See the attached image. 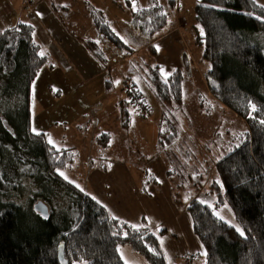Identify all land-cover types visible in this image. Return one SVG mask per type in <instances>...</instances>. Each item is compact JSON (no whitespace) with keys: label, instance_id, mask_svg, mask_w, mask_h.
Wrapping results in <instances>:
<instances>
[{"label":"trees","instance_id":"obj_1","mask_svg":"<svg viewBox=\"0 0 264 264\" xmlns=\"http://www.w3.org/2000/svg\"><path fill=\"white\" fill-rule=\"evenodd\" d=\"M168 2L172 8L174 1ZM131 17V26L140 32L146 47L153 52V38H159L169 26L163 8L150 3V7L135 10ZM92 18L100 35L119 50H126L112 33L104 14L95 7H92ZM193 18L201 31H196V42L204 45L203 58L210 65L204 79L208 90L242 118L248 128L241 144L215 164L216 179L208 188L215 206L230 209L243 235L197 199L189 201L186 210L205 250L204 264H264V94L260 92L264 87V43L261 35H257L264 33V8L253 0H201L194 7ZM33 31L31 25L21 24L0 32V81L6 87L17 85L12 90L5 88L0 97V264H58L59 245H63L69 264H125L117 251L124 245L147 264H166L158 238L150 229H133L113 219L98 201L76 191L58 176L56 171L72 162L70 150H55L43 134L28 133L29 88L45 60L33 39ZM85 43L94 57L105 61L96 42ZM185 57L183 53L182 60H186ZM239 71L254 84L247 83L245 77L241 79ZM147 77L153 96L162 106L157 141L162 144L168 140L172 144L176 136L170 133V129L173 132L175 129L169 115L173 117L172 111L182 108V74L176 69L164 77L156 67L148 68ZM126 83L127 93L132 97L131 102L119 103L123 130L130 126L128 104L140 107L141 117L149 111L144 107L142 95L134 90L135 86ZM11 98L16 101L20 98L22 102L21 126L6 110ZM12 128L24 133L26 142L35 146L36 154L42 159L35 168L42 170L53 185L57 183L76 196L73 203L77 215H73L76 217L73 224L69 223L70 215L61 221L56 218L55 222L54 217L43 219L30 209L31 216L23 214L22 208L9 200L21 187L18 173L13 169L21 170L25 165L20 156L14 154L15 165L8 163L6 150L9 153L8 148L13 146L20 151V142L16 143L11 137ZM22 144L25 146V142ZM23 217L34 220L39 226L35 237L22 233ZM193 260L189 256L186 264H192Z\"/></svg>","mask_w":264,"mask_h":264},{"label":"rangeland","instance_id":"obj_2","mask_svg":"<svg viewBox=\"0 0 264 264\" xmlns=\"http://www.w3.org/2000/svg\"><path fill=\"white\" fill-rule=\"evenodd\" d=\"M49 1L60 2L63 5L65 2H67L65 4H76L73 5L69 17L75 21L78 28L81 26L80 19L87 20L81 10L80 2H86L84 5L91 9L99 6L107 15V21L110 22L111 30H113L112 33L128 49L123 50L127 51V58L134 53L135 56L129 67L132 73L126 75L125 78L117 66L113 65L111 74L107 75V72L104 71L100 76L94 77L85 84L81 82L78 74L65 72L61 63L56 61V56L54 57L51 50L42 44L40 54L45 57V60L29 88L28 133L35 135L48 133L46 142L55 150L71 151L72 162L57 170L56 173L63 181L83 194L88 183L87 176L96 168L95 166L100 165L102 166L100 168L104 170L111 163L122 160L128 164L129 161H132L136 165L146 166L148 160L152 161L155 158V161H160L162 159L166 164L167 171L164 178H166V187L174 210L166 209L164 213L157 216H154L153 212V216L135 225L141 224L146 228L153 223L156 229H151V231L158 238L166 264L187 263L181 257L187 239L188 249L194 250L188 254H194L195 261L192 264H204L205 250L201 248L202 244L194 233L193 222L185 209V203L195 195L199 188L203 187L204 183L207 184L208 190L211 182L216 179L215 164L241 144L248 128L242 118L212 96L205 83L204 79L210 70V65L203 58L204 45L196 42V31L200 30L193 18L194 7L200 4L201 0H190L191 3L195 2L190 9L188 5H185V2L189 4L188 0L185 2L182 0L180 9V3L177 0L178 6L172 10L173 14H171V9L164 8L166 13L170 14V20H173L174 15L185 14L183 17L188 21L187 29L189 30L183 31L182 44L187 50L186 60L181 59L175 66V69L180 70L182 74V108L177 112L172 111L173 117L169 115L175 129L174 132L170 129V133L176 136L172 144L168 140H164L162 144L157 141L160 129L158 121L161 118L162 106L153 96L152 87L147 77L148 68L159 67L161 69L163 64L148 47H144L143 50L146 41L140 32L131 26V14L138 8L150 7V1ZM155 1L158 5H165L168 0ZM151 4L154 5V2ZM57 11L64 13L58 7ZM194 25L196 28H193ZM257 35H261L259 37L264 43V33ZM100 37V35L97 36L98 39ZM108 57L109 59H107L112 64V57L109 55ZM50 64L53 65V68H49ZM197 65L198 68L201 67V78L193 70V68H197ZM239 75L241 79L245 77L247 83L254 84L243 75L242 71H239ZM130 80L136 84L137 91L144 99V107H147L149 111L145 117H141L139 116L141 114L140 107L136 110L134 104H128L130 126L134 125L135 127L130 129L129 126L127 130H119L117 102L121 99L131 102L132 96L128 95V87H126V82H130ZM106 84H110L107 90ZM0 86V97L5 88L12 90L17 87L16 84L6 87V84H2L1 81ZM261 90L264 94V87L260 89V92ZM124 91H126V95ZM11 99V104L6 110L14 116L16 124L21 126L19 115L22 102L20 98L18 101ZM136 119H140L142 122H138ZM102 128L109 131V136H103L97 141L92 134L95 133L97 137L98 133L96 132ZM10 133L16 143L20 142V151H16L13 146L7 147L9 150V153L6 150L8 163L15 165L16 157L14 155H18L25 165L21 167V170L13 169L14 173H18L17 178L21 187L19 193L10 195L12 199L9 200L22 208L23 214L29 216H31L29 209L37 213L33 207L37 202H42L48 209L49 217H54L55 222L56 218L61 221L70 215L68 220L70 224H73L76 218L74 216L77 215L73 203L76 196L57 183L53 185L52 181L47 180V176L42 170L35 168L41 164L42 159L36 154L37 151L33 143L26 142L27 136L24 133L16 131L14 128L10 130ZM22 142H25V146ZM146 168L148 169V167ZM208 196L211 197V200ZM197 200L214 209L218 218L243 232L227 206H215L214 196L209 191L201 194ZM23 218L22 233L27 237H35L40 231L39 226L35 225L34 220ZM138 228L134 227L133 229ZM240 232L238 233L240 234ZM192 233L196 238L192 236ZM200 248L202 252L197 251ZM119 253L123 256L122 260L125 261V264H147L127 245L122 246Z\"/></svg>","mask_w":264,"mask_h":264},{"label":"crops","instance_id":"obj_3","mask_svg":"<svg viewBox=\"0 0 264 264\" xmlns=\"http://www.w3.org/2000/svg\"><path fill=\"white\" fill-rule=\"evenodd\" d=\"M149 1L150 3L154 2V4H156L155 0ZM168 1L167 3L165 2V5L160 6L163 10L165 7L171 9V14H173L172 10L178 6V1L173 0L172 8L168 5ZM253 1L264 8V0ZM187 2H189V4L185 2V5H188L189 9L195 3H191L190 0ZM65 3L63 5L60 2L54 3L49 0H0V32L18 27L21 24L31 25L34 30L33 39L39 44L40 49L41 45L44 44L47 49L49 48V50H51L53 56H56V61L61 63L65 72L69 71L75 75L78 74L81 82L85 84L94 77L100 76L104 71L107 72V75L111 74L114 68L113 65L117 66V69H119L124 78L129 73H132L129 67L135 53L125 58L119 64H115V60H111V64L107 59L108 57L104 54V62H100L94 57L85 43L90 41L96 42L101 49L98 43L99 39L97 38L100 34L93 24L92 9L84 5L86 2H80L81 10L86 15L87 20L83 21L80 19L81 26L78 28L75 21L69 17L72 12L71 9L74 7L73 5L76 4ZM179 3L180 9L183 1L179 0ZM57 7L63 10L64 13H59ZM96 9L100 10L108 20L104 10L99 6ZM164 12L166 13L165 10ZM166 15L168 16L169 26L166 27V31H164L159 38H153L154 40H152L153 42L151 43L154 47L153 55L158 56L160 62L163 64V68L159 69L164 77L170 76L173 71L176 70L175 66H177L182 59L183 53L186 54L187 50L182 44L184 39L183 31H189L187 29L188 21L183 17L185 14L182 16L174 15L173 20H170V14L168 15L166 13ZM179 23L180 26H178ZM108 24L110 26L109 21ZM144 47H146V43L143 46V50ZM100 51L102 52V50ZM50 67L53 68V65L50 64L49 68ZM193 70L199 78L202 77L201 67L198 68L197 65V68H193ZM128 83L135 86V91L138 90L133 81ZM108 85L110 84H106V90L109 88ZM124 93L126 95V91H124ZM124 100L126 99H121L117 102L118 108L119 103ZM135 109L137 110V107H135ZM141 115L142 114H139V116ZM136 120L142 122L140 119ZM117 123L118 129L123 130L120 126V116L117 119ZM140 124L145 127L144 124ZM134 127V125H131L130 129ZM96 133H98L97 137L95 133L92 135L97 141L103 136H109V131L104 128ZM46 135H48V133H46ZM46 135H44L45 141ZM148 161L146 166L140 164L136 165L132 161H129V164L125 160L117 161L111 163L108 167L103 166L105 167L104 170L100 168L102 167L100 165L95 166L96 168L87 176L88 183L87 187L84 189V194L98 201L113 219L126 223L131 227L134 226L135 228L139 227L138 229H144L141 224H135L150 218V216H153V212L154 216H157L164 213L166 209L174 210L170 202L168 188L166 187V178H164L167 171L165 162L162 159L160 161H155V158L152 161ZM146 167H148V169ZM201 190L203 193L208 192L207 184L205 185L204 183L203 187L199 188L189 201L199 199L201 194H203ZM208 198L211 200L210 196H208ZM189 201L185 203V209ZM146 228L153 230L155 227L153 223H151V225ZM192 236L196 238L193 233ZM185 246V250L181 255L182 259L184 258L186 263V259L192 256L194 262V254L188 255L190 251L194 252V250L188 249V239L185 241ZM201 248H203V246ZM201 248L197 251L202 252ZM120 257L124 259L123 256L120 255Z\"/></svg>","mask_w":264,"mask_h":264},{"label":"built area","instance_id":"obj_4","mask_svg":"<svg viewBox=\"0 0 264 264\" xmlns=\"http://www.w3.org/2000/svg\"><path fill=\"white\" fill-rule=\"evenodd\" d=\"M101 39L99 38L100 47L107 57L108 55L111 56L112 60H115L116 63H119L120 61H123L125 58H127V51H121L119 50L111 41H109L106 37L100 35ZM109 59V57H108Z\"/></svg>","mask_w":264,"mask_h":264},{"label":"water","instance_id":"obj_5","mask_svg":"<svg viewBox=\"0 0 264 264\" xmlns=\"http://www.w3.org/2000/svg\"><path fill=\"white\" fill-rule=\"evenodd\" d=\"M33 208H34V211L37 212L41 218L47 219L49 217L48 209L42 202H37ZM57 261H58V264H69L68 260L65 258V255H64L63 245L58 246Z\"/></svg>","mask_w":264,"mask_h":264},{"label":"snow or ice","instance_id":"obj_6","mask_svg":"<svg viewBox=\"0 0 264 264\" xmlns=\"http://www.w3.org/2000/svg\"><path fill=\"white\" fill-rule=\"evenodd\" d=\"M252 110L255 111L254 108ZM262 123H264V121H262ZM61 175H63V174L61 173ZM236 230H237V232H240V229L239 228H237ZM240 234L243 235V232H240ZM149 250L151 251V249H149ZM117 251H119V249H117Z\"/></svg>","mask_w":264,"mask_h":264}]
</instances>
